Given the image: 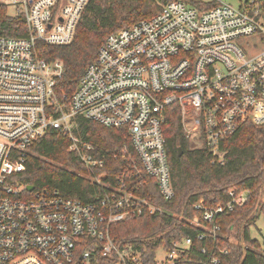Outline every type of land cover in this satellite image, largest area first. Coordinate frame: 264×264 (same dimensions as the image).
<instances>
[{"label":"built area","instance_id":"built-area-1","mask_svg":"<svg viewBox=\"0 0 264 264\" xmlns=\"http://www.w3.org/2000/svg\"><path fill=\"white\" fill-rule=\"evenodd\" d=\"M88 1L0 0L26 33L0 36V264H93L96 256L107 264H144L138 250L115 242L110 226L163 213L123 187L106 186L95 204L54 189L28 191L19 176L48 132L68 139V151L94 167L103 160L74 135L75 118L124 128L144 173L170 201L167 107L178 105L186 139L199 142L193 147H205L220 165L224 139L243 123L264 124V50L242 48L249 37L264 41V0H246L238 8L219 2L209 10L167 2L155 16L107 35L71 98L61 103L55 87L63 65L42 52L73 41ZM246 201L245 193L231 192L223 205L195 204L200 218L191 224L203 230L198 238L215 241L218 220ZM190 245V239L173 243L153 264H182ZM226 254L216 247L200 264H219Z\"/></svg>","mask_w":264,"mask_h":264},{"label":"trees","instance_id":"trees-1","mask_svg":"<svg viewBox=\"0 0 264 264\" xmlns=\"http://www.w3.org/2000/svg\"><path fill=\"white\" fill-rule=\"evenodd\" d=\"M169 1L173 0H89L73 41L42 52L48 60L63 65L55 87L59 101L65 103L71 98L107 35L155 16ZM196 5L199 10H209L216 4ZM25 34L22 20L11 17L0 5V36ZM164 116L163 135L175 192L170 201L161 197L156 181L144 173L124 128H106L82 117L75 118L73 133L94 147L95 157L103 160L102 166H85L68 151V139L50 131L32 147L19 179L35 189H54L65 197L93 204L105 195L106 186L123 187L134 197L160 208L163 213L131 216L110 226L115 242L138 250L144 264H153L160 248L169 250L173 243L184 239H190L191 245L181 256L182 264H200L216 247L227 251L219 264H264V254L249 235L255 220L264 216V124L243 123L235 134L224 139V163L220 165L205 147L195 148L186 139L178 105L167 107ZM178 149L182 150L180 156ZM231 192L245 193L247 201L218 220L220 235L215 241L210 237L200 240L203 230L191 224L194 218H200L194 205H223ZM93 262L107 264L98 256Z\"/></svg>","mask_w":264,"mask_h":264},{"label":"rangeland","instance_id":"rangeland-1","mask_svg":"<svg viewBox=\"0 0 264 264\" xmlns=\"http://www.w3.org/2000/svg\"><path fill=\"white\" fill-rule=\"evenodd\" d=\"M182 1L187 6L199 9L196 5V3L198 2H201L204 4H211V3L217 4L219 2H222V3H227V4H230L238 8L242 6L246 0H182ZM11 13H12V10L8 9V14H11ZM242 48L246 52L247 50H252L253 48H257L256 52H260V50H264V41H262V37L260 36L249 37L244 40L242 44ZM191 144H193L194 146H198L199 142L195 141L194 143H192L191 141ZM233 235H234V231L232 232V237H234ZM249 235H250L251 240H255L258 243L261 253L264 254V216L263 215H259V217L255 220L254 225L250 227ZM237 243H240V241H238ZM240 245L243 246L242 242ZM164 258H165V253L163 252L162 249H159L156 253L157 261L164 260Z\"/></svg>","mask_w":264,"mask_h":264},{"label":"water","instance_id":"water-1","mask_svg":"<svg viewBox=\"0 0 264 264\" xmlns=\"http://www.w3.org/2000/svg\"><path fill=\"white\" fill-rule=\"evenodd\" d=\"M181 154H182V150H181V149H178V155L180 156ZM33 188H34V187H33L32 185H28V186H27V190H28V191H32Z\"/></svg>","mask_w":264,"mask_h":264}]
</instances>
